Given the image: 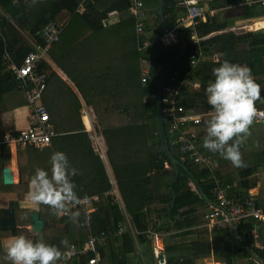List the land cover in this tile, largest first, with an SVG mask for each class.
<instances>
[{
	"label": "trees",
	"instance_id": "obj_1",
	"mask_svg": "<svg viewBox=\"0 0 264 264\" xmlns=\"http://www.w3.org/2000/svg\"><path fill=\"white\" fill-rule=\"evenodd\" d=\"M136 1L142 2L143 16L131 12L130 6ZM180 1L164 0V13L173 25L187 11L179 6ZM198 1L205 12V20L181 28L188 38V51L181 60L185 67L179 68L178 79L188 77L192 81L184 85L181 104L196 113L212 112L205 88L214 80L213 67L223 60L248 66L253 78L262 86L261 94L264 96V28H259L252 35L228 30L238 21L263 18L264 5L261 0L236 8L229 6L240 0ZM81 3L85 6L83 12L77 10ZM0 6L5 10L4 13L0 12V191L15 192L18 200L23 199L29 191L35 169L43 168L50 172V155L61 150L67 154L69 162L70 153L79 156L78 174L71 177L79 197L99 196L96 210L91 214V229L82 225L85 214L80 208V216L73 222L68 216L55 215L44 204H40L39 214L48 225L36 236H32L27 228L14 231L0 228V264H11L5 258L3 247V239L7 236L39 238L57 245L64 252L67 249L60 245L62 238L66 237L69 244H83L91 235L102 233L107 234V240L105 244H97V264H153V257L158 262L159 257L154 256L155 248L151 246L155 236L164 238L165 264H197V259L211 255L226 264H236L238 250L252 264H258L250 250L242 244L253 248L247 237L248 232L260 226L262 221L249 218L235 222V228H208L203 224L204 212L214 197L209 170L195 161L186 160L182 163L184 167L180 168L177 180L171 185L174 171L164 169L168 159L160 137L156 95L162 72L180 52L182 42L166 47L160 41L159 37L166 32V28L158 16V0H0ZM65 9L70 12L71 18L63 26L59 40L51 46L48 55L73 80L86 104L96 114V124L107 145L109 165L116 177L123 206L109 194L112 185L106 165L87 139L88 133L81 122L79 95L45 58L38 65V71L47 74L43 101L54 129L57 131L61 128L64 132L54 137L52 146L45 150L34 146L19 147L20 180L11 185L3 182V168L11 154V146L2 142L4 134L15 130V109L26 103L24 92L10 70L11 60L21 64L30 51H37L43 46L45 40L37 33L48 22L59 21L57 18ZM114 9L118 10L119 15L114 22L106 25L109 12ZM10 19L16 20L31 33L38 49L22 44V39L13 29H4L10 25ZM142 19L151 41L145 51L139 47L143 38L137 33V23ZM193 30L199 36L209 37L195 44L192 42ZM198 47L204 57L191 70L184 59L192 49L199 50ZM143 59L152 61L146 83L141 80ZM177 68L173 67L165 86L171 84L172 72ZM194 83H198V86H194ZM145 97H148L147 101ZM116 107L120 111H114ZM256 107L264 111V103L258 102ZM165 127L170 151L180 160L179 147L173 144L175 135L168 132L166 124ZM259 154L254 165L245 163L239 167V181L235 186L215 170L228 195L243 200L254 197L249 192L255 185L250 177L258 167H264V150L256 155ZM193 182L197 188L199 186L200 192L192 188ZM254 198L264 211V204ZM7 206L8 202L0 199V220ZM201 210L203 215L200 214ZM32 213L21 210L15 202L18 226L31 224ZM128 218L133 227L119 233ZM186 236H191V240L181 244L178 239ZM140 248L142 252H139ZM253 250L264 260L262 251ZM92 256L93 253H86L73 258L69 264H89Z\"/></svg>",
	"mask_w": 264,
	"mask_h": 264
},
{
	"label": "built area",
	"instance_id": "obj_2",
	"mask_svg": "<svg viewBox=\"0 0 264 264\" xmlns=\"http://www.w3.org/2000/svg\"><path fill=\"white\" fill-rule=\"evenodd\" d=\"M256 0H240L232 3L229 8L242 7L245 5H252ZM264 5V0H261ZM179 6L186 8V13L177 18V24L175 28L181 30L182 27L194 26L199 20H205V12L199 5L198 0H181ZM142 2L136 1L130 6L131 12L137 16L144 15L142 10ZM85 9L84 3H81L77 10L83 12ZM213 13V11H212ZM110 15H118V12L112 11ZM67 19L63 22L50 21L46 24L41 31L37 33L41 38L45 40V44L41 46L37 51H30L23 59L21 64H11L10 68L14 73V76L18 82V87L23 90L26 98V120L27 126L24 128H18L14 131H7L4 134V140L2 142L9 143L12 149L17 150L19 147L34 146L37 148H44L51 143L54 136L58 135V132L54 129L50 115L46 105L43 102L44 93L47 87V74L45 72L38 71V65L41 60L46 58L51 46L57 42L60 38V34L63 30V26L66 25ZM144 21L140 20L137 23V33L139 35L144 33ZM139 26V30H138ZM245 26H248V24ZM248 31V30H246ZM207 36H199L192 31V42L199 44L201 40L206 39ZM162 44L166 47H172L182 42L180 36L171 29L166 28V32L159 37ZM150 41L143 39L139 46L141 50H146ZM182 46V45H181ZM193 50L188 53L187 58L184 61L190 66L191 70L196 68L204 57L203 51ZM188 51V49H187ZM187 53V52H186ZM185 53V54H186ZM142 81L146 82L151 72L152 62L151 60H142ZM185 67L181 62L178 63V68L172 72L171 82L172 84L167 86L163 92V115L165 123L168 127V132L175 135L173 144L178 145L181 152L180 162L186 160L195 161L205 166L210 174L209 179L212 181V193L213 200L209 203L207 210L204 212V225L208 228L213 227H226L232 226V223L239 222L242 219L254 218L264 223V211L257 205L254 197L243 200L238 196L231 197L223 188L221 179L215 174V167L213 165L212 158L209 154L201 151L198 144V137L200 133L197 127L202 124L203 117L205 115L200 113H194L188 110L185 105L180 103L182 97V87L188 78L178 79L180 69ZM116 109H119L116 107ZM210 113H207V115ZM192 188L199 192L196 185L191 183ZM99 200L98 195L81 198V204L77 206L84 214V220L82 225L88 229L92 227V212L96 210V203ZM126 230L125 227L119 229V233ZM248 240L251 246L264 253V239L258 227L248 232ZM107 240V234L102 233L100 235H91L89 239L83 244L72 243L71 248L66 251L69 253L64 257L61 264H69V261L75 257H80L86 253H93L89 259V264L98 263L97 244H105ZM163 251L164 248L160 249ZM159 257V255H158ZM258 264H262L264 260L256 259Z\"/></svg>",
	"mask_w": 264,
	"mask_h": 264
},
{
	"label": "clouds",
	"instance_id": "obj_3",
	"mask_svg": "<svg viewBox=\"0 0 264 264\" xmlns=\"http://www.w3.org/2000/svg\"><path fill=\"white\" fill-rule=\"evenodd\" d=\"M112 11H115V9ZM116 11L118 12V10ZM110 12L108 19L105 20L106 25L114 22L119 15L118 12V15L112 16ZM69 19H67V23ZM142 20L144 21V19ZM233 29L234 27H231L228 30ZM249 31L252 30L243 33ZM139 36L150 41V36L146 34L145 29L144 33ZM178 63L175 66H178ZM212 75L214 80L207 84L205 88L207 102L211 105L212 112L210 117L209 114H203L205 115L203 121L207 120L204 123L202 145L211 152L219 153L222 158L230 161L232 166L237 168L243 167L241 145L251 135L253 123L258 118L264 116V113H260L263 110H257L256 107L258 102L264 103V96L261 94L262 86L253 78L251 69L248 66L233 63L229 60H223L218 66L213 67ZM186 83L191 84L192 81L188 78L184 82L182 92ZM194 86H198V83H194ZM166 87L164 84L163 92ZM147 98L145 97L144 100L147 101ZM25 105L26 103L20 107H24ZM18 114L16 112L17 116ZM16 129L18 128L15 126ZM17 150L14 149L16 154ZM50 165V172L43 168L35 169L29 182L27 198L32 204L48 205L55 215L68 216L75 222L80 216L77 206L81 204V198L75 189V184L71 177L78 174V170L70 164L67 154L61 150L52 152L50 155ZM60 245L65 249L71 248L66 237L60 240ZM3 247L5 258L11 264H58L59 261L69 254L67 251L62 252L61 248L55 244L46 243L39 238L34 240L24 235H17L7 240Z\"/></svg>",
	"mask_w": 264,
	"mask_h": 264
},
{
	"label": "crops",
	"instance_id": "obj_4",
	"mask_svg": "<svg viewBox=\"0 0 264 264\" xmlns=\"http://www.w3.org/2000/svg\"><path fill=\"white\" fill-rule=\"evenodd\" d=\"M0 12H2V13L5 12V10L1 6H0ZM263 20L264 19H260V20L254 22L256 24V26H258L256 28H259L260 26L264 27V21ZM242 21H244V20H242ZM238 22L240 23L241 21H238ZM9 24L10 25L6 26L4 29H6L8 31V29L11 28L14 31H16L18 33V36L23 41L22 44H25V45L28 44V45L36 46V44H35L36 39L31 35V33L28 32V30L23 28L21 26V24H19L16 20H13V19H10ZM243 26L245 27V24H241V25L239 24L238 25L236 23V25H235V27H243ZM251 28H253V26H251ZM0 29H1V26H0ZM36 48L38 49L37 46H36ZM8 56H10V55H8ZM48 57H49V55L46 56L45 61L49 63L50 60ZM14 63L17 64L13 60H11L10 65L14 64ZM56 66H57V70L56 69H54V70H56V72L68 84H70L72 86V88L75 90V92L79 95V97L81 99V104H82L81 122H83V124L85 126V131L88 133L87 139L90 140L91 145L94 149V152L99 155V157L101 158L103 163L106 165L107 172L109 174L110 182L112 185V189L109 191V194L113 195L115 197V199L120 203V205L123 206V201H122L121 193H120L118 185H117L116 177L113 174L111 166L109 165L108 155H107V151H108L107 145H106V142H105V139H104L102 133L99 131L98 125L96 124V114H95L93 108L86 104V101L84 100L81 92L79 91L78 87L73 82V80L68 76L67 73H65V71L62 68H60V66H58L57 63H56ZM20 106L16 107V109H15V125L17 128H24L25 126H27V120H26L27 110H26V107H20ZM114 111H120V109H115ZM16 112L19 113L18 116L16 115ZM76 114H78L77 111H76ZM258 119L251 126V128H256V130H257L256 135L249 136L248 139L241 145V155H242V160H243L244 164L248 163V165H254V163L260 157V154L259 155H256V154L260 153L261 151L264 150V122H262L261 119H259V120ZM206 120H204L203 123L197 127L201 138L204 137V130L203 129H204V123ZM21 121H22L23 126H19ZM57 131L59 133H58V135H56L54 137H57L64 132L63 129H61V128ZM87 139H86V145H87ZM198 143H199V140H198ZM50 146H52V140L48 146H46L44 148H38V149L39 150H45L46 148H48ZM200 148H201L202 152L209 154L211 156L215 170H217L222 175L224 180H226V181L229 180V182L230 183L232 182L233 183L232 185H234V186L238 184L239 168L232 166L230 161L222 158L219 155V153L206 151V149H203V145H201ZM78 157L79 156H77V154H75L74 152L70 153V162L72 161L70 164L73 167H75L76 169L78 168V162H77ZM255 157H258V158L255 159ZM5 166H11L12 167L13 175L15 178V183L19 182L20 170H19V166H18V154H16L14 149H12V148H11L10 160L8 163L5 164ZM260 169H262V170L260 171ZM2 178H3V175H2ZM250 178H251L252 182H254V184H255L252 188L249 189L250 194L252 196L256 197L261 203L264 204V196H262V191H264V167H258L255 170V172L251 175ZM28 192L25 194V197L23 199L18 200L17 199V193L0 191V199L8 202L7 208L10 206L11 203L13 204L14 214H15V202L18 203L19 208L21 210H25V211L30 210V211H33V213H35V212L39 213L40 205H34L28 200V198H27ZM263 195H264V193H263ZM202 212H203V210L200 211V214H202ZM3 213H4V211H3ZM3 213H2V216H3ZM124 227L126 229L133 227L129 218L126 220ZM0 228H1V226H0ZM17 228H27L31 231L32 236L37 235L32 230V220H31V224H28L25 226H18L17 225ZM258 229L261 232L262 237L264 239V223H261V225L258 226ZM9 231H11V230H9ZM13 237H15V236L5 237L3 239V246L7 242V240H9ZM154 238H155V242L151 243V246H153L155 248L154 249V252H155L154 256L158 257V255H159V260L157 262V260L154 259V257H153V264H158L160 262L161 263L163 262V264H165V262H166L165 253L162 250L160 251V249L164 248V246H165L164 240H162L160 236H155ZM139 252H142L141 248H140ZM162 257H163V260L161 259ZM253 258H254V256H253ZM241 260L242 259L240 257H238L236 264L239 263ZM249 261H250V259H249ZM196 263L197 264H220V263L226 264L223 261H218L212 255L199 258L196 260Z\"/></svg>",
	"mask_w": 264,
	"mask_h": 264
},
{
	"label": "water",
	"instance_id": "obj_5",
	"mask_svg": "<svg viewBox=\"0 0 264 264\" xmlns=\"http://www.w3.org/2000/svg\"><path fill=\"white\" fill-rule=\"evenodd\" d=\"M163 4H164V0H158V16H159L160 21L162 22V24L164 25L165 28L174 30L180 36V38L182 40V46H181L180 52L166 66V68L162 72V75H161V78H160V81L158 84L157 101H156L161 141H162L164 151H165V155L168 159L169 165L172 167V169L174 171V178L171 182V185H172L177 180V178L179 176L180 168L184 167V166H183L182 162H180L177 158H175L172 155L170 148H169L167 133H166V127H165V122H164V116H163V111H162V108H163L162 93H163V87L165 84V80H166L170 70L173 68V66H175L183 58V56L187 52L188 38L180 29L175 28V26L167 18V16L164 13ZM247 33L252 35L253 31H249ZM260 113H264V111H260ZM260 118H261V121L264 122V116H262ZM2 175H3L4 184L11 185V184L15 183V178H14L13 170H12L11 166H5L3 168ZM193 181H194V179H193ZM197 186H198V184H197ZM198 188H199V186H198ZM199 191H200V189H199ZM47 225H48L47 221L45 219H42L38 212H35L32 214V230L36 234L41 233L47 227ZM0 226L3 230H11V231L16 230L17 222H16L12 203L10 204V206L8 208H6L4 210L3 216L0 220ZM232 227L235 228L234 223H232ZM237 238H238V243L241 244V241H240L238 236H237ZM242 246L247 247L256 259H260L251 247H249L247 245H243V244H242ZM161 259L163 260V257ZM262 264H264V262H262Z\"/></svg>",
	"mask_w": 264,
	"mask_h": 264
},
{
	"label": "rangeland",
	"instance_id": "obj_6",
	"mask_svg": "<svg viewBox=\"0 0 264 264\" xmlns=\"http://www.w3.org/2000/svg\"><path fill=\"white\" fill-rule=\"evenodd\" d=\"M70 12L68 11V10H64L62 13H60V15L58 16V18L57 19H59V21H65L66 19H69V18H71L70 17ZM260 19H264V17L263 18H259V20ZM255 21H257V20H252V21H249V20H244V21H241L240 23L239 22H237V24L239 25H241V24H248V26H243V27H235V25L233 26L234 27V31H236V32H238V33H243V32H245L246 30H252V31H256V30H258L259 28H264L263 26H260L259 28H256V27H258V26H256V24L254 23ZM251 26H253V28H251ZM240 28V29H239ZM49 63H50V65L52 66V69L54 70V69H56L57 70V66H56V62L54 61V59L52 58V56L51 55H49ZM55 70V71H56ZM259 112V111H258ZM209 117H210V115H209ZM208 117V118H209ZM260 119V118H259ZM258 119V120H259ZM19 126H23V124H22V121L20 122V124H19ZM256 133H257V130H256V128H251V135L250 136H253V135H256ZM251 138V137H250ZM249 138V139H250ZM202 140H203V138H201L200 136H199V144L200 145H202ZM206 151H209L208 149H206ZM258 157H255V159H257ZM167 172H172V167L169 165V162L167 161L166 163H165V168H164ZM262 169H260V171H261ZM263 193H264V191H262V196H264L263 195ZM191 236H186V237H180L179 239H178V241L181 243V244H184V243H188L189 242V240H191ZM161 239L162 240H164V238H162L161 237ZM153 242L152 243H154L155 242V238H153V240H152ZM194 242H195V240H194ZM238 257H240L242 260L239 262V263H237V264H252L250 261H249V259L241 252V251H239L238 250V253H237V258ZM158 264H163V262L161 263H158ZM221 264V263H220Z\"/></svg>",
	"mask_w": 264,
	"mask_h": 264
},
{
	"label": "bare ground",
	"instance_id": "obj_7",
	"mask_svg": "<svg viewBox=\"0 0 264 264\" xmlns=\"http://www.w3.org/2000/svg\"><path fill=\"white\" fill-rule=\"evenodd\" d=\"M258 21V20H257ZM264 21V20H263ZM6 145H10L9 143H5Z\"/></svg>",
	"mask_w": 264,
	"mask_h": 264
}]
</instances>
